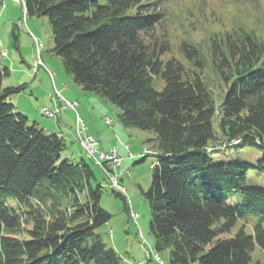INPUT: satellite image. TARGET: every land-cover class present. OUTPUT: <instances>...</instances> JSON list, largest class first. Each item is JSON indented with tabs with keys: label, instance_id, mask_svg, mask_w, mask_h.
Here are the masks:
<instances>
[{
	"label": "trees",
	"instance_id": "trees-1",
	"mask_svg": "<svg viewBox=\"0 0 264 264\" xmlns=\"http://www.w3.org/2000/svg\"><path fill=\"white\" fill-rule=\"evenodd\" d=\"M22 1L26 14L48 19L52 51L73 82L119 107L122 125L154 133L143 191L151 251L168 249L170 264H263L251 252L264 251V185L249 183L248 172L264 177V40L243 29L212 39V65L227 85L216 110L197 47L179 48L193 69L162 57L170 46L155 34L161 0ZM8 75L0 63V264H124L95 231L111 214L93 163L59 162L65 137L16 108L10 96L25 84L4 86ZM243 148L262 155L249 162ZM217 150L237 157L213 161ZM111 189L128 213L125 195ZM251 213L260 216L251 233L242 223L219 237Z\"/></svg>",
	"mask_w": 264,
	"mask_h": 264
},
{
	"label": "rangeland",
	"instance_id": "rangeland-1",
	"mask_svg": "<svg viewBox=\"0 0 264 264\" xmlns=\"http://www.w3.org/2000/svg\"><path fill=\"white\" fill-rule=\"evenodd\" d=\"M22 3L21 0L19 2L0 0V63L9 68V75L3 80V85L16 86L25 82V88L19 92L27 97L19 98V104L24 106L23 110L21 109L22 112L27 114L30 121L34 120L39 126L47 129V125L54 124L56 127L55 122L59 118L47 117L41 113L40 107H54L51 105L50 98L56 99L55 88H59L63 83L69 85V92L67 89H65L66 93L62 91V95L66 98H69L70 92H75L77 89L82 91V88L73 82L71 75L65 71L61 58L52 51L53 39L48 19L45 16L26 14ZM160 3V10L163 11L164 17L161 19V23L155 25V34L161 39L167 40L170 46V50L162 56L163 59L173 56L181 60L188 69H193L191 61L184 58L179 48L183 42L197 47L205 60V66L200 74L210 91L216 110H218L227 85L213 68L209 52L211 41L217 33L239 29L254 33L258 38L264 40V0H161ZM13 31L17 35L16 41L12 36ZM33 36L38 45L42 46L41 59L43 62L42 66H38L41 68L35 75H33L35 72L32 69L35 47ZM4 52L6 56L1 55ZM46 69L54 73L52 80ZM153 84L156 89H161L162 80H154ZM28 94L30 95L28 96ZM83 94L85 96L79 98L81 106L78 104L76 111L85 126L87 125L86 128L88 121L93 123L92 126L95 128V118L101 124L107 123V126L111 121L120 124L118 114L121 110L119 107L96 93L83 91ZM16 95L17 93H14L10 98L15 99ZM82 102L89 106L90 111L86 112ZM16 108L20 110L18 105ZM71 112L74 114H66L67 110H62V119L66 125L63 126L59 122L60 129L67 135L65 137L66 145L60 154L59 162L63 159L77 162L85 158L82 148L72 136V130L75 127V112ZM103 120L104 122H102ZM132 129L140 131L142 135H147L151 146L144 145L143 151L144 149L157 150L154 140H149L154 137L152 131L136 127ZM143 151L142 155H138L135 159L127 157L123 161L121 167L124 168V172L120 170V165L118 166V173L120 175L124 173L120 182L126 188L124 195L129 204L128 213L124 210L122 199L112 191L106 175L97 165L91 164L97 180L103 186L100 205L111 214V218L97 227L95 231L101 235L108 246L118 252L124 264H170L168 249L153 253L150 248L153 243V236L149 232L150 210L144 199L143 191L150 184V164L156 158L150 152L143 156ZM238 155L253 162L262 155V152L254 148H243L238 152ZM210 156L213 161H226L237 157V154L234 150H217L210 152ZM248 181L252 184L264 185V177L253 169L248 172ZM93 183H95L94 180ZM241 199L240 196L239 200ZM131 210L137 213L135 218L130 216ZM249 216L250 218L237 221L230 232L222 233L219 237L231 236L242 223L245 225V231L251 233L253 222L260 216L254 213ZM251 256L264 264V251L258 246L253 248Z\"/></svg>",
	"mask_w": 264,
	"mask_h": 264
},
{
	"label": "built area",
	"instance_id": "built-area-1",
	"mask_svg": "<svg viewBox=\"0 0 264 264\" xmlns=\"http://www.w3.org/2000/svg\"><path fill=\"white\" fill-rule=\"evenodd\" d=\"M16 1L19 2V0ZM33 39L35 41V47L33 54L34 63L32 69L34 72H36L38 66L43 65L41 59L42 46L38 45L34 36ZM46 71L48 73L49 78L52 80L54 73L49 71L48 69H46ZM54 95L57 101L55 107L48 108L46 106H41L40 108L49 109V116H53L54 119L60 118V113L62 112V110L75 112V127L73 133L78 145H80L82 149H84L88 159L93 164L97 165L101 169V171L106 175L109 185L115 186V188L119 189V192L124 194L126 192V188L120 182L121 176H123L124 173H122L121 175L118 173V166L121 164L122 157L117 153L115 147H109L108 149H102L98 147L97 139L94 137L93 134L87 131V128L82 118L76 111V107L78 106L77 100L68 99L62 96L57 90L54 91ZM128 156L132 157L133 155L128 152ZM150 166H152V164H150ZM136 214L137 213L135 211H130V216L132 218H135Z\"/></svg>",
	"mask_w": 264,
	"mask_h": 264
},
{
	"label": "crops",
	"instance_id": "crops-1",
	"mask_svg": "<svg viewBox=\"0 0 264 264\" xmlns=\"http://www.w3.org/2000/svg\"><path fill=\"white\" fill-rule=\"evenodd\" d=\"M39 68H41V67H39ZM39 68L37 69V71L33 75L38 73ZM24 84H25V82H24ZM65 89H67L69 92V85L67 83H63V85L60 86L59 88L58 87L55 88V90H57L61 95L63 94V92H65V93L67 92ZM83 91L84 90L79 91L77 89V91L75 90V92H70L68 95L69 96L68 99L77 100V102L79 104V102H80L79 98H83L85 96L84 95L85 93L83 94ZM22 94L17 93L15 99L11 98V101L13 100V104L16 107H17V105L20 107L19 108L20 111L23 110L24 106L19 104V98L21 96L23 98L24 97L27 98L25 95H22ZM29 95L30 94H28V96ZM50 100H52L51 105L55 107L57 104L56 99L50 98ZM82 106L85 107L84 109L86 110V112L89 110V106L86 105L85 102L84 103L82 102ZM69 113H73V112L67 111L66 114H69ZM82 115H83V113H82ZM74 117H75V115H74ZM59 122H61V124L63 126L66 125V123H64V121L62 119V112L60 113V118L55 122L56 127L54 126V124H52L51 126H50V124L46 126L47 129H50V130H47L43 126H41V127H43L47 131L55 130L53 132L59 133V134L63 135L64 137H67L66 133L60 129ZM88 122L89 123H88L87 131L89 133L93 134L94 137L97 139L98 147H100L102 149H108L109 147H115L117 153L122 157V161L120 164V170L123 172H124V168H122L121 165H122L123 161L126 160L127 157H128V159H135L138 155H140V154L142 155V151H143L142 148H144V145L151 146L150 142L147 140L148 137H146L147 136L146 134L142 135L140 133V131H137L136 129H132L133 127H126V126L122 125L120 121H119L120 124H117L116 122L111 121L110 122L111 125L109 124V126H107L106 125L107 123H105L104 120L102 122H104L105 124L104 123L101 124L100 122L96 121V118H95V128L92 126L93 123H90V121H88ZM72 136H73L74 140L76 141L73 130H72ZM128 152L132 153L133 156L129 157ZM120 181H122V176H121Z\"/></svg>",
	"mask_w": 264,
	"mask_h": 264
},
{
	"label": "bare ground",
	"instance_id": "bare-ground-1",
	"mask_svg": "<svg viewBox=\"0 0 264 264\" xmlns=\"http://www.w3.org/2000/svg\"><path fill=\"white\" fill-rule=\"evenodd\" d=\"M19 1H20V0H19ZM21 1H22V0H21ZM1 55H2V56H6L5 53H1ZM77 103H78V102H77ZM40 111H41L42 114L46 115L47 117H49V118H54L53 116H49V109L41 108ZM80 147H81V146H80ZM81 148H82V147H81ZM82 151H83V153H84L85 158L88 159L87 154H86V152L84 151V149H82ZM147 152H150V153H151L150 150L144 149L143 154H145V153H147ZM88 160H89V159H88ZM110 186H111L112 188H114V189H116V190L119 191V189L115 188V186H112V185H110Z\"/></svg>",
	"mask_w": 264,
	"mask_h": 264
}]
</instances>
